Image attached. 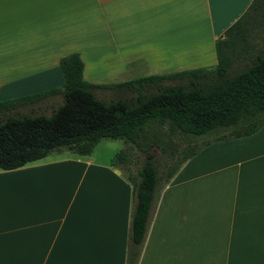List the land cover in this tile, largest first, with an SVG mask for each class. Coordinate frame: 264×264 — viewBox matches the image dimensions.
<instances>
[{"label":"crops","instance_id":"crops-1","mask_svg":"<svg viewBox=\"0 0 264 264\" xmlns=\"http://www.w3.org/2000/svg\"><path fill=\"white\" fill-rule=\"evenodd\" d=\"M253 2L0 0V102L61 87L60 59L72 53L91 83L87 58L95 76L137 59L153 75L215 68L217 40ZM91 34L99 47L87 54L78 37L91 45ZM64 153L0 169V264H126L132 185L114 165ZM138 264H264V127L181 166L159 194Z\"/></svg>","mask_w":264,"mask_h":264},{"label":"trees","instance_id":"trees-1","mask_svg":"<svg viewBox=\"0 0 264 264\" xmlns=\"http://www.w3.org/2000/svg\"><path fill=\"white\" fill-rule=\"evenodd\" d=\"M256 17L264 19V0H254L243 17L217 40L218 65L211 69L98 86L85 80V64L79 53L61 58V88L0 102L4 117L0 118V169L16 170L60 151L87 157L103 140H122L148 151L160 147L159 127L165 125L172 135H219L203 147L255 135L264 127V50L256 53L246 69L232 73L231 68L232 57L250 47L247 36ZM102 87L122 91V97L110 102L98 99L96 90ZM123 93L135 97L130 99ZM54 95L61 96L62 104L49 116L6 114L19 104ZM200 149L190 151L171 168L164 184L152 158L144 163L137 181L128 179L133 187V211L126 264L139 262L164 185ZM122 155L117 158L123 159Z\"/></svg>","mask_w":264,"mask_h":264},{"label":"rangeland","instance_id":"rangeland-1","mask_svg":"<svg viewBox=\"0 0 264 264\" xmlns=\"http://www.w3.org/2000/svg\"><path fill=\"white\" fill-rule=\"evenodd\" d=\"M83 27V26H78ZM79 40L82 41L84 46H86L85 50L90 54V52H94L96 49L94 46L98 43V34H91L90 41L87 42L85 37H78ZM248 45L250 47L245 51H240L241 54H237L232 57V73H237L249 67L255 58V55L258 51L264 50V19H259L256 17L252 20L251 25L249 26V33L247 36ZM111 53V52H109ZM89 58H87L88 68L86 72V76L89 79H95L97 82H92L94 85L100 86H109L111 84H118L128 81H133L141 77L151 76V69L146 65V59H137L132 63L125 66L123 73L114 72L113 74H101L95 76L94 73L96 70L95 67H92V64ZM93 65L99 68V63L101 62V58L93 59ZM132 61V60H131ZM130 61V62H131ZM106 60L104 61V65ZM86 81L88 79H85ZM91 83L90 81H88ZM173 84L177 82H172ZM62 84V83H61ZM54 87V86H53ZM61 88V87H56ZM55 89V88H53ZM122 91L113 90L111 87H102L96 90V96L98 99L110 102L112 100H116L121 96ZM123 96L127 98H134L135 95L123 93ZM60 104H62V98L60 95L48 96L43 98L34 99L32 102H26L24 104H19L16 109L12 112H7V115H51L55 108H57ZM0 118L4 119L2 114L0 113ZM160 128V137L162 143L159 146H153L148 151H143L139 147L132 144H125L122 140H103L99 144L96 145L92 154L89 156V159L92 163L104 167H110L114 165V168L119 169L122 172V177L125 182L129 185L130 180L137 181L139 179V173L144 165V163L149 160H155L156 164L160 168V174L162 177V183H165L166 173L173 168L175 165L180 163L184 157L190 152L195 151L197 149L202 148L206 143L213 142L219 135H206L201 137L194 136H186L182 133H177L172 135L169 132L168 125L159 127ZM230 135V133H228ZM123 152V159L117 158V156ZM65 156L69 157H79L76 156L69 151H65Z\"/></svg>","mask_w":264,"mask_h":264}]
</instances>
